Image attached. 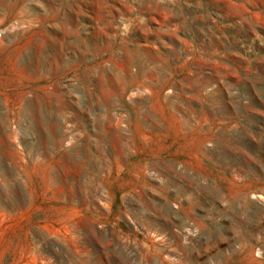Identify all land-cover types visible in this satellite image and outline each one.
Returning <instances> with one entry per match:
<instances>
[{"label":"rangeland","instance_id":"374dc122","mask_svg":"<svg viewBox=\"0 0 264 264\" xmlns=\"http://www.w3.org/2000/svg\"><path fill=\"white\" fill-rule=\"evenodd\" d=\"M0 264H264V0H0Z\"/></svg>","mask_w":264,"mask_h":264}]
</instances>
